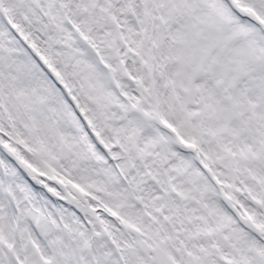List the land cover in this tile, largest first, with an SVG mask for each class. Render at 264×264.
<instances>
[{
    "label": "snow or ice",
    "instance_id": "snow-or-ice-1",
    "mask_svg": "<svg viewBox=\"0 0 264 264\" xmlns=\"http://www.w3.org/2000/svg\"><path fill=\"white\" fill-rule=\"evenodd\" d=\"M0 264H264V0H0Z\"/></svg>",
    "mask_w": 264,
    "mask_h": 264
}]
</instances>
